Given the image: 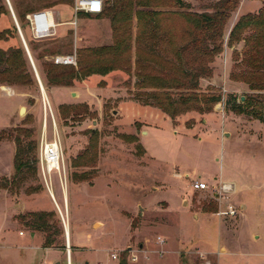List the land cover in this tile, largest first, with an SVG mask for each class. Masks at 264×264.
Here are the masks:
<instances>
[{
    "label": "rangeland",
    "instance_id": "rangeland-1",
    "mask_svg": "<svg viewBox=\"0 0 264 264\" xmlns=\"http://www.w3.org/2000/svg\"><path fill=\"white\" fill-rule=\"evenodd\" d=\"M215 1L179 0L186 8H176V0H152L149 7L156 8L149 10L160 13L154 20L179 31L189 26L190 15L210 12ZM9 3L13 12L25 15L20 24L17 22L28 50L32 48L29 52L43 92L27 60L32 86L0 84V231L5 237L0 264H22L31 256L35 264L52 262L50 253L44 259L42 251L25 249L39 240L43 243V235L27 229L19 218L53 210L62 229L58 244L66 247V229L69 249L75 247L70 250L71 264H264V125L226 107L229 94L242 105L246 97L258 93L232 83L223 94V86L202 84L201 91L220 94L222 100L210 113L189 112L174 120L157 108L144 106L134 98V16L129 23L130 54L121 57L119 69L74 80L71 87L47 85L43 66L56 65L55 57L74 56L75 65L64 67L76 69L79 50L113 45L110 19L75 14L73 0ZM112 3L109 0L106 7ZM1 4L5 14L0 16V32L14 26L5 0ZM261 5L264 7V0H240L225 26L223 51L210 65L213 70V64L220 59L217 63L224 65L229 54L230 78L235 69L232 53L241 57L243 50L242 43L227 46L232 24L239 12ZM42 10L52 12L56 27L51 37L34 40L26 17ZM16 46H21L18 35L0 41L2 51ZM143 46L158 52L167 48L165 41L156 45L153 40ZM104 61L112 62L109 57ZM255 99L253 108L264 115V93L263 98ZM61 106H71L74 109L68 112L76 110L79 115L63 118ZM189 125L192 128L188 129ZM145 128L151 130L141 135ZM43 129L48 140L56 129L61 141L64 186L57 174L51 175L53 198L38 169ZM223 129L226 137H222ZM17 130H25L29 134L25 142L34 143L28 165L20 173H15L13 166ZM81 175L88 180H77ZM192 181L204 182L209 189L194 191ZM230 182L241 186V191L236 192ZM220 183L233 187L228 202L238 209L235 218L215 215L219 205L213 194ZM203 204L211 208L204 211ZM29 235L35 238L29 240ZM157 237L163 240L162 245ZM63 253L65 259L60 264H68L66 251ZM112 253L117 254V260H111ZM131 254L137 256V262L129 261Z\"/></svg>",
    "mask_w": 264,
    "mask_h": 264
},
{
    "label": "trees",
    "instance_id": "trees-1",
    "mask_svg": "<svg viewBox=\"0 0 264 264\" xmlns=\"http://www.w3.org/2000/svg\"><path fill=\"white\" fill-rule=\"evenodd\" d=\"M1 1L0 16L5 14V7ZM178 1L176 0L175 3L176 8H186ZM239 3L240 0H217L210 6V12L190 15L193 19L188 21L189 26H182L183 28L180 26V30L175 31L167 28L161 21L154 20L160 13L149 10L156 8L149 7L152 0H113L111 6L105 5L102 13L97 15L110 19L113 38H115L113 45L79 50L76 69L45 64L43 73L47 85L71 87L74 80L80 81L92 75H105L119 69L121 57L123 55L128 57L130 54L129 28L134 16L136 18L134 87L137 91L134 98L141 101L144 106L159 109L171 120L189 112L210 113L222 100V96L212 94L209 90L201 91L200 82L213 77V69L210 65L223 51L224 29ZM14 13L20 24L25 15H21L16 10ZM188 15L185 14L184 17ZM9 35L12 38L17 36L14 26L0 32V41H6ZM152 40L156 45L160 41H165L167 48L158 52L143 46V43ZM237 43L243 44V50L241 57L235 51L232 53L235 55L233 60L235 71L230 73L229 79L232 82L245 84L248 90L258 93L257 96L263 98L264 7L256 14L249 13L237 19L228 35L227 46L231 47ZM29 50L32 53V48ZM108 57L111 58V63L104 61ZM26 60L22 46L9 48L6 51L0 50V84L32 86L33 81ZM125 70L129 72L130 67H126ZM256 97H246L240 105L236 102V97L229 94L226 107L234 114L250 116L264 125V115L253 108ZM69 107L58 108L63 118L79 115L76 110L72 113L68 112L69 109H74ZM63 109H67L66 112ZM187 128H192V125ZM16 133L13 138L15 143L13 166L15 173H20L28 165L30 146L34 143L25 142L26 138H29L25 130H17ZM77 180L84 182L88 178L81 175ZM209 208L210 205L203 204L204 211H208ZM19 219L27 229L43 235L42 248L66 251L65 245L58 244L57 240L62 235L57 211L33 212ZM70 250H75V247L71 246Z\"/></svg>",
    "mask_w": 264,
    "mask_h": 264
},
{
    "label": "built area",
    "instance_id": "built-area-1",
    "mask_svg": "<svg viewBox=\"0 0 264 264\" xmlns=\"http://www.w3.org/2000/svg\"><path fill=\"white\" fill-rule=\"evenodd\" d=\"M108 1L109 0H73V11L75 14L83 13L86 15H99L102 13ZM26 19L34 40H43L53 35L55 23L51 11L42 10L33 12L27 15ZM54 63L56 65L62 66H74L75 57L72 55L57 56L54 58ZM222 93H226L224 85L222 88ZM38 169L49 194L52 195V174H57L60 177V184L63 188L64 182L62 181L61 174L65 172V169L62 161L61 141L58 133L56 132V129L52 139L50 140L47 139L45 129H43V133L38 145ZM176 176L180 177V175L178 174ZM218 185L219 188L213 194V198L219 205L215 215L219 219L235 218L238 213V209L235 208L230 202H228V194L233 190V187L224 183H220ZM191 188L194 191H204L208 190L209 186L204 182L192 181ZM156 240L160 245L164 243L163 240L159 237H157ZM110 258L111 260L115 261L118 257L116 253H112L110 255ZM129 261L131 263L137 262V256L135 254H131ZM203 264L210 263L205 262Z\"/></svg>",
    "mask_w": 264,
    "mask_h": 264
},
{
    "label": "crops",
    "instance_id": "crops-1",
    "mask_svg": "<svg viewBox=\"0 0 264 264\" xmlns=\"http://www.w3.org/2000/svg\"><path fill=\"white\" fill-rule=\"evenodd\" d=\"M245 2L246 1H243L242 3H241V5L239 6V10H240V7L242 6H244V4H245ZM260 8H262V5L261 6H256V8H255V10L253 9V10H251V11H249V10H245V11H242V12H239L238 13V15L241 17V16H243V15H246V14H251V13H254V12H257V10H259ZM232 26H233V24H232ZM229 52H232V49H230V50H228ZM231 54V53H230ZM228 55L229 54H227V57H226V61H225V64L224 65H222V64H220V63H217V62H219L218 60H220V59H218L217 60V62L215 63V64H213V68H214V70H213V72H214V74H213V77L211 78V79H208V80H201V82H200V85L202 86V84H205L204 86H208V85H215L216 87H221V86H223L224 85V88L226 89L227 87H229V85L230 84H241V85H243V86H245V84H242V83H235V82H232V81H230V79L228 78V76H229V72H230V66H231V61H229V59H228ZM219 64V65H218ZM221 71V74L219 75V72ZM222 71H223V73H222ZM216 72V73H215ZM227 90V89H226ZM227 93V92H226ZM76 96H77V98L78 97H80L81 98V96L78 94H76ZM116 114V113H115ZM146 128H153V127H146ZM145 128V131L144 132H141L140 134L142 135V133H144L145 135H147V133H148V131L147 130H151V129H146ZM225 128V127H224ZM145 135H143V136H145ZM222 137H226V131H225V129H223V133H222ZM142 141V140H141ZM148 154V153H147ZM229 183V182H228ZM232 185H234V189H235V191L236 192H240L241 191V186H239L236 182H230ZM237 184V185H236ZM242 210H245V207H244V205H242ZM3 220V219H2ZM0 229H1V227H0ZM21 232H18V236H20V237H22V236H24L23 234H20ZM35 237H31L30 235H29V240L30 239H34ZM37 238V237H36ZM4 239H5V237H4V234L3 233H1V231H0V253H1V251L4 249V246H3V243H4ZM25 249L26 250H30V251H42L43 252V257H45L44 259H46L47 258V253H50V256L52 257L51 258V260H52V262H50L49 264H60L61 263V260L62 259H65V254L62 252V251H59V250H56V249H44V248H42V242H41V240H39V242H38V244H34V246H31V245H29V246H26L25 247ZM61 252L63 253V254H61ZM204 254V252H202V255ZM35 257L34 256H31L30 257V259H26V260H23V263H22V261H21V263L22 264H35V259H34ZM66 259H67V256H66ZM72 262H71V260H70V264H71ZM75 264H82V263H78L77 261H76V263ZM84 264H87V262H84ZM218 264V263H217Z\"/></svg>",
    "mask_w": 264,
    "mask_h": 264
},
{
    "label": "water",
    "instance_id": "water-1",
    "mask_svg": "<svg viewBox=\"0 0 264 264\" xmlns=\"http://www.w3.org/2000/svg\"><path fill=\"white\" fill-rule=\"evenodd\" d=\"M5 2H6V5H7L8 9H9V12H10V15H11V18H12V21H13V25H14V27H15V29H16V33H17L18 38H19V40H20V42H21V46H22V48H23V50H24V52H25L26 58H27V60H28V62H29V64H30V67H31V69H32V71H33V74H34L36 80H37V83H38V85H39V87H40V90L43 92V87H42V84H41V82H40V79H39V76H38L37 70H36V68H35V66H34V63H33L32 57H31V55H30V52H29L28 47H27V45H26V42H25V40H24V38H23V35H22V33H21V30H20V28H19V25H18L17 19H16L15 15H14V12H13L11 6H10L9 0H5ZM22 110H23V109H20V112H21ZM50 196L52 197L51 194H50ZM65 240H66V248H67V250H66V254H67V263L70 264V249H69L68 235H67V232H66V231H65Z\"/></svg>",
    "mask_w": 264,
    "mask_h": 264
},
{
    "label": "bare ground",
    "instance_id": "bare-ground-1",
    "mask_svg": "<svg viewBox=\"0 0 264 264\" xmlns=\"http://www.w3.org/2000/svg\"><path fill=\"white\" fill-rule=\"evenodd\" d=\"M55 27H56V26H55ZM21 112H23V110H22ZM65 231L67 232V235H68V241H69V232H68V230H66V229H65Z\"/></svg>",
    "mask_w": 264,
    "mask_h": 264
}]
</instances>
